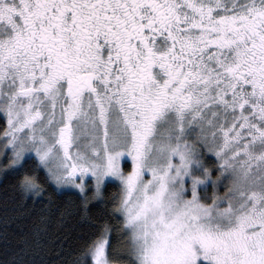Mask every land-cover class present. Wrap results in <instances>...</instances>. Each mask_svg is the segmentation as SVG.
<instances>
[{
	"label": "snow or ice",
	"instance_id": "snow-or-ice-1",
	"mask_svg": "<svg viewBox=\"0 0 264 264\" xmlns=\"http://www.w3.org/2000/svg\"><path fill=\"white\" fill-rule=\"evenodd\" d=\"M0 177L5 245L92 229L8 264H264V0H0Z\"/></svg>",
	"mask_w": 264,
	"mask_h": 264
},
{
	"label": "trees",
	"instance_id": "trees-1",
	"mask_svg": "<svg viewBox=\"0 0 264 264\" xmlns=\"http://www.w3.org/2000/svg\"><path fill=\"white\" fill-rule=\"evenodd\" d=\"M10 183V178L1 177L0 178V190H3L5 185ZM52 187H55L54 185ZM110 193H115L116 189L110 188ZM51 199L57 207V214L54 215L52 220L53 228L55 229L57 226V216L60 210L71 213V215L67 218V223L59 228L58 235L63 239L65 235H67V247L64 248L62 255L65 260L71 261L75 260V252L79 249L80 245L83 243V239L85 234L90 232L92 229L83 228L78 224V205L79 201L76 200L71 193L61 194L59 191L52 192L51 189L41 193L36 196L35 200L32 199V194L29 193L27 197L22 201L20 199V195L17 193L14 195V198L10 201V207L13 209H31V213H25L23 216H17V218L13 221L11 225L8 227V232L10 234L9 238L11 239V243L5 245L0 242V262L3 264H8L11 260L13 252L15 251L16 242L12 239L13 236L20 233L21 231H28L31 227L32 220L39 214L41 208V202L47 203L48 200ZM94 203V202H93ZM93 203L89 204V209L91 210L93 216L101 215L99 209L93 206ZM8 216H12L13 212L9 211L7 213ZM105 220H108L112 225H115L117 222V218H109L105 217ZM97 225L103 223L102 220L95 221ZM57 234V233H53ZM115 234V233H114ZM49 255L44 257L45 259L51 260L54 257L51 255L54 252V248L49 246Z\"/></svg>",
	"mask_w": 264,
	"mask_h": 264
},
{
	"label": "rangeland",
	"instance_id": "rangeland-1",
	"mask_svg": "<svg viewBox=\"0 0 264 264\" xmlns=\"http://www.w3.org/2000/svg\"><path fill=\"white\" fill-rule=\"evenodd\" d=\"M1 178V177H0Z\"/></svg>",
	"mask_w": 264,
	"mask_h": 264
}]
</instances>
